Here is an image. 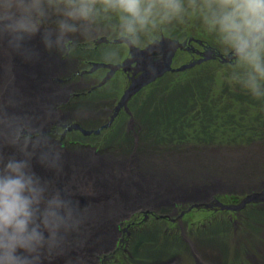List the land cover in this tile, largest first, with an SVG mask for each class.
Instances as JSON below:
<instances>
[{"label":"clouds","instance_id":"9594fccd","mask_svg":"<svg viewBox=\"0 0 264 264\" xmlns=\"http://www.w3.org/2000/svg\"><path fill=\"white\" fill-rule=\"evenodd\" d=\"M113 17L124 48L140 47L142 37L154 43L157 31L197 17L231 51L230 80L264 99V0H0V41L7 38L9 48L23 51L24 41L44 26V46L64 56L75 47L72 37L92 41L96 26ZM118 55L114 48L104 53L107 62ZM0 145L22 156L0 155V264H41L44 252L62 254L66 234L79 231L84 214L32 171L37 155L42 165L62 170L61 151L41 127L0 112Z\"/></svg>","mask_w":264,"mask_h":264},{"label":"rangeland","instance_id":"374dc122","mask_svg":"<svg viewBox=\"0 0 264 264\" xmlns=\"http://www.w3.org/2000/svg\"><path fill=\"white\" fill-rule=\"evenodd\" d=\"M116 23L117 20L115 17H113L111 21H102L96 26V33L100 36L103 35L106 38L108 37V40L112 41L113 39L118 38V33L113 29V26ZM46 26L51 28V21H49L48 25ZM43 31L44 26H42L41 34ZM162 34L170 37L172 36L181 41L188 36L195 35L200 39L205 40L213 47H216V49L222 52L224 55L231 53L230 50L226 49L218 42V39L214 34H210L204 29L202 22L197 17L186 18L184 23L173 22V24L166 26L164 30L157 31L154 34V39H160ZM72 38L75 40V48L71 53H69L70 55L68 57L74 59V50L78 48L79 54L76 55V57L84 59V39L78 34ZM99 40H101V38ZM87 42L91 44L90 46H94V42ZM150 42L152 41L149 38L142 37L141 46H146L150 44ZM95 44L98 48L97 50H94V54H91L92 52H88V57H93L92 61L97 62V59L99 60L104 58L100 52L101 49L104 53L109 48L116 49L119 55L115 61H119L121 58H123V56H126V50L124 47L120 46L121 44H118L117 46L110 43V41L98 42V40L95 42ZM195 44L199 49H201L197 43ZM97 52L99 54L96 55ZM187 56L188 54L186 52L182 54L178 52L173 64L179 67V65L186 61L185 58ZM104 60L105 59H103V61ZM87 61H85V63H87ZM82 62L84 61H81L80 67L84 68L83 66L86 65H83ZM233 62L226 61L224 63L217 60H215V62L213 60H209L201 66L196 65L194 69L188 70V72H186L188 75H181L180 72H173V74L172 72H167L164 74V76H162L161 80L158 79L157 81L153 82L154 84L159 82L161 86L165 85L166 87L159 88V92H156L155 88L152 89L156 92L154 94V96H156L154 99L155 103H153L152 107H154V105L155 107L160 106L159 103L163 97H167L168 100V97L171 96L170 94L173 91L182 93L183 86L190 85L189 82L185 80V78H190L194 73L198 75L197 79H195L196 84L194 83L191 88L195 90L197 95L196 104L203 105L204 112L202 114H197L196 112L198 110L196 106L195 108L191 109L187 108L189 111L185 115L187 117L180 116L178 114L170 116L165 114L162 116L161 121L156 120V122L157 124L183 123V125L186 126L184 130L187 131V139L189 138L190 142H199L201 145H207V150L205 152L206 156L213 162H216V168L211 169V174L208 177L218 179V181L224 184V189L228 188L232 190L231 192H236L242 199L243 197L247 198L248 196L253 195V192L259 191L260 188H257V186H261L264 183V99L257 100L253 98L241 85L230 80V74L235 63ZM76 65L77 62L75 63L73 60L67 61L66 64H64L65 69L62 67L64 69V74L66 75L74 73ZM85 71L86 70H82L81 73L85 74ZM95 72L97 74H101L102 76L105 73V70L98 68V70ZM74 74L76 75L77 73ZM99 74L97 77H99ZM176 74L178 76H176ZM77 77L78 76H76L75 79ZM112 80L99 90L97 87L100 85L93 88L89 87V89L93 92L84 96L82 95V97L78 98L90 99L98 104L101 103L100 106L94 105L90 106L89 108L86 107L85 110L98 107L99 109L95 112L102 118V110L109 108L114 98L110 100V103L105 104V102L100 99L99 94L108 93V88L110 87L114 90L112 92L113 95H115V93L117 94L115 96L120 95L117 93V91H115L116 88L113 87V83L116 80ZM154 84L151 86L153 87ZM102 90L107 91L102 92ZM160 90L162 91L161 93ZM190 94L191 89L187 96ZM74 97H77V95H74ZM72 98L73 96L67 100L64 99L61 106L68 105L70 102L71 105H75V101L78 99ZM163 102V105H166L165 100ZM188 103L190 105L194 104V100H188ZM167 105L171 106L170 101L167 103ZM206 105L210 106L212 108L211 110L213 111V115L218 117L217 122H209L207 124H201L199 122V119H207V115L205 114ZM198 107L200 108V106ZM77 113L78 112L76 111L69 113L67 112L66 117L59 118L54 124L50 126L51 128H54V126L58 127V123L60 121H69L68 124L60 127V132L64 133L63 135L66 137V143H70L68 148H73L81 155H84L85 152H96L100 159L103 158L106 162H109V164L113 167V172L117 175L128 172L131 173L129 177L132 178L135 176L134 172H136V168L142 175H151L153 177H157L154 176V174L161 171H168V174H170V172L171 174L176 173L175 170L167 163L163 164V166H159L156 162L152 161L154 160L153 158L152 160L143 159V156L138 154V152H136V156L133 145H130L125 150L129 152L130 156H116L115 152L120 154L123 153L118 149L120 146L117 145L120 135L115 137L116 144L112 148L107 149V147L112 144V142L109 144L110 137H107V135H109L112 130L103 129L101 130L102 132L100 135L91 133L92 135L87 136L85 131L95 132V130L99 129L96 127L97 123L93 122V119H89L83 123L84 126H86L84 127L80 124V122H77V119L79 121L80 118L82 119V117H87L88 114L86 112L82 115L81 112L79 114ZM100 117L97 116L95 119ZM193 122H195V124H193ZM90 127L94 129H90ZM176 127H178L179 130L165 131L163 134H166L165 138L174 139V141H179L176 143H181V136H183L182 130L178 125H176ZM48 129L49 128L42 131L47 132ZM123 131L127 130L124 129ZM157 134L160 137V134ZM197 136L201 138H198ZM215 136L217 138H215ZM204 142H206V144H204ZM176 143L170 141L169 145H175ZM0 146V155H2L5 160H7L9 157H13L16 153H19L18 149L11 145ZM94 146L96 149L93 148ZM218 146H221L222 150ZM226 155L229 156L227 157ZM19 156L21 157L20 153ZM222 156L227 158L223 160ZM149 157L151 158L152 155H149ZM124 158H136L137 162L135 161L136 163L134 164H125L123 163ZM119 165H122L123 169H119ZM197 179H207V177L199 176ZM151 181L153 180L150 177L149 182ZM210 181L211 180H209L208 185H210ZM65 198L76 203L78 207H83L90 203H97L100 201L99 195L96 193L91 194L86 191H82V193H77L75 195L71 194ZM246 198H244L241 204ZM249 203L251 202L246 203L247 206L245 205L238 210L237 213L241 211V215L236 214L235 218L231 219L229 212H225L222 218L219 213L216 215V217H211L209 220H205L207 225L206 231L208 230L207 232L209 235H201L197 238H199L201 241L202 237L203 239L201 243L205 245L208 243L211 245L214 244L218 247V250L216 251L219 253V262L217 264H264V212L258 211L256 209L252 210L251 207L248 206ZM126 212L129 213L131 211L126 210L125 213ZM136 219L138 218H134L133 221H136ZM128 220H130V218L126 219L125 222H128ZM137 221L141 220L138 219ZM150 221L153 220L151 219ZM235 221L238 222L237 226L235 225ZM131 226L132 225L130 224H126L127 229L130 230V232L127 233V241L125 244V247H128L130 250L126 251L127 256L130 253L133 254L135 252V249L138 247V243L140 242L139 239H143L145 237L144 232H141L140 230H132L133 233H131ZM192 228L197 234L203 233L202 224L194 225ZM197 229H200V231ZM98 232H100V237L96 236ZM45 234L47 236V233ZM103 235L104 234L100 231V228L95 226V228L85 236V238H87V244L85 246L98 242L100 239L104 238ZM175 235V232H172L171 228L168 230L167 224L162 225L159 230H157L156 227H152L150 235L146 236V241L150 242L151 249L146 248L145 246L138 253L140 255H144L145 253L148 254V249H150L152 256L151 261L154 263L158 258V254L156 252L159 251V249H164L167 253L169 252L167 255H172L171 257H175V254L183 253L186 256L184 264H193L192 255H190L187 247H179V244H177V242L181 240V237L174 238ZM66 236L75 239L74 247L67 246L65 249H67L68 252H65L59 259H57V256H55L53 261L47 260L42 254L41 264H78V260H82V254H79V252L81 251L80 247L84 246L79 245L78 243V240L81 239V235H78L77 232H71L66 234ZM210 237H212L211 240ZM146 241H144V245H146ZM258 247L260 251L258 250ZM21 252L23 251L18 250V253ZM123 253V247H116V249L112 250V252L106 257V261L100 260L98 264L127 263L128 257L126 258ZM255 255L256 258L254 260ZM174 264H176V262H174Z\"/></svg>","mask_w":264,"mask_h":264},{"label":"flooded vegetation","instance_id":"af4514ba","mask_svg":"<svg viewBox=\"0 0 264 264\" xmlns=\"http://www.w3.org/2000/svg\"><path fill=\"white\" fill-rule=\"evenodd\" d=\"M96 33L95 39L92 41L86 40L85 45L83 49V58H69L68 56L70 54L62 56L61 53L56 52L55 57L58 58V60L61 63V72L60 74H57L55 77H52L50 80L53 83V88L56 91H62L64 93V90H68V94H65L64 98H61L59 102L54 106L55 111L62 110V109H67V111L72 112L76 111L78 113L81 112V115L84 114L85 110L82 108H78L75 110L77 107L78 103L81 101V99H78L79 97H82V95H86L88 93H92L93 91L89 89V87H97L99 90L100 88L106 86L109 81H114L116 80L113 84V87L116 88L115 91L119 93V96L115 93V95L112 94L114 91L113 88H108V93L106 94H99L100 99H102L105 104L110 103V100L112 98L113 102L111 103L109 108H105L102 110V118L100 117L99 114H96L95 111H97L99 108L98 107H93L90 110H93L95 113V118L99 116L100 118L93 119V122H96L99 129L95 130V132H92V134L100 135L101 130L103 129H111V133L107 135L109 136V144L112 142L110 146L107 147V149L112 148L115 144V137L119 136L120 138L118 139L119 141L117 142H122V145H119L120 147L118 148L120 151L123 153H116L117 155H122V157L130 156L129 152L125 151L130 145L134 146V151L135 155L137 156L136 152L143 156V159L147 160H154V162L157 163L159 166H163V164H169L170 167H172L176 173L170 172L168 174V171H161L157 172L154 174L153 177L151 175H141L143 179V186L146 188L150 187V177L153 179V181L156 184L155 188V198H154V204H145L147 200H151V197H146V199L141 202L137 203L136 207L133 209V212H131V217L128 222L126 221H120L119 226V239L116 241V246L115 247H123L124 248V253L123 255L127 258V263H122V264H184L186 260V256L183 253L180 254H175V257H171L172 255H167V253L164 249L157 251L156 253L158 254L157 260L153 263L152 256H151V246L150 242L146 241V236L150 235V231L152 227H156L157 230L161 228L162 225H166L168 227V230L171 228L172 232H175V237L174 238H180L181 240L177 242L179 244V247L186 246L188 251L190 252V255H192V262L193 264H217L219 262V253L218 247L216 245H211V244H203L198 236L201 235H209V233L206 231V221L209 220L211 217H216L217 214L220 213L221 218L223 217V214L225 212H229L230 218H235L236 214L241 215V211L239 213L238 210H227V209H222V206H220L219 203L222 202V204H226L229 206H239L241 202L244 200L243 197L242 199L239 197V195L236 192H231L232 190L228 188H223L224 184L218 179H214L213 177H208L211 174V169H215L216 162H213L206 156V150H207V145H201L199 142H190V139H187V131L184 130L186 126L183 125V123H175V124H157L156 120H160L162 116L165 114L170 116L174 114H178L180 116H185L186 113L189 111L187 108H195L197 106V114H202L204 112L203 105L201 104H196L197 103V95L194 89L191 87L196 84L195 79H197V74H192L190 78H185L186 81L189 82L190 85L188 86H183L182 93L181 92H171V96L168 97H163L159 105L152 107L153 103H155L154 99L156 96L154 94L159 90V88L166 87L165 85L161 86V84L158 82L154 84L152 82L153 87L151 86L152 84L145 85L143 88H141L140 91L135 93L130 100L127 101V103H124L121 105L119 110H117V106L121 103L122 96L125 93V91L129 88L132 77H138L139 73H136L135 67H136V62H133L131 65L133 66L132 69L128 70L125 69L124 67H120L119 70H117L107 81L105 84H102L103 81L106 79V76L110 70V68H104L101 67L99 69L105 70V73L101 76V74H98L94 72H89L93 67L94 63L98 62H104V63H114L116 65L122 64L126 59L131 57L130 54V47L125 48L126 50V56H123L119 61H114V62H106L104 57V52L102 49L100 50L102 56L104 57L103 59H97V62L92 61L93 57H88V52H92L91 54H94V50H97V46L95 42L99 40L100 38L104 37L101 35L98 37ZM89 42H94V46H90L91 44ZM110 43L113 44L112 41ZM196 42H194L195 44ZM121 44V43H120ZM198 44V43H197ZM118 46V44H115ZM199 45V44H198ZM201 49H199L196 44L195 48L192 50H178L180 54L182 53H187L188 56L185 58L186 61L183 62V64L188 63L193 61L194 59L200 58L201 51L204 50V45L201 46ZM144 47V46H141ZM75 48V47H74ZM79 52V51H78ZM99 54L98 52L96 55ZM177 56V55H176ZM73 60L75 63L77 62V65L75 67L74 73H77L76 75L74 73L72 74H64V64H66L67 61ZM84 68L80 67L81 61ZM88 60V61H87ZM175 60V58H174ZM173 60V62H174ZM217 61H220L219 59H215ZM215 60H213L215 62ZM87 61V63H85ZM208 61H204L206 63ZM198 64V65H203ZM234 63V62H233ZM183 64L179 65L182 66ZM174 67H177L175 64H173ZM64 69H63V68ZM196 67V66H194ZM194 69V68H191ZM188 69V70H191ZM85 71V74H82L81 71ZM183 71L182 73L180 72L181 75H188L186 72ZM178 73V72H177ZM173 74V73H172ZM78 76L76 79L75 77ZM117 76V77H116ZM176 76H178L176 74ZM80 77V78H79ZM161 80V78H160ZM101 82V83H100ZM100 83V84H99ZM153 88L156 89V92L152 90ZM191 89V94L187 96L190 92ZM107 90L102 92H106ZM159 92V91H158ZM162 91L160 90V93ZM187 92V93H184ZM158 93V94H160ZM157 94V95H158ZM74 95H77V97H74ZM72 99H78L75 101V105H64L61 106L63 103L64 99H68L72 97ZM87 106L83 107H90V106H100L101 103H95L94 101L90 99H82ZM166 105L164 104V101ZM188 100H194V104H189ZM170 101L171 106L167 105V103ZM67 102V101H66ZM187 102V103H186ZM200 106V108L198 107ZM212 108L208 105H206L205 108V114L207 115V119H199V122L201 124H207L209 122H217L218 117L213 115V111L211 110ZM77 113V114H78ZM196 115V114H195ZM114 116V118L111 120V118ZM164 121V120H163ZM59 122V121H58ZM77 122H80L82 125L85 121H83L81 118L77 119ZM69 121H60L57 126H54V128H51L50 126L54 124V122H51L48 126L47 132H43L44 134L49 135L53 141L60 146L63 149H67L69 152V146L70 143L67 144L65 140V135L64 133L60 132V127H63V125L68 124ZM195 124V122H193ZM84 125V124H83ZM82 125V126H83ZM178 125L181 127L182 130V135L181 138L182 140L180 141L181 143H176L179 141H174V139H167L166 134H163L165 131H175L179 130ZM86 127V126H84ZM95 127V128H96ZM175 127V128H172ZM64 129V128H63ZM89 129V128H88ZM90 129H94L90 127ZM127 131H123V130ZM97 131H99L97 133ZM127 133L129 134V138H126ZM160 134L159 135L157 134ZM90 134V135H92ZM87 135V136H90ZM198 137V136H197ZM201 138V137H198ZM215 138H217L215 136ZM172 141L176 143L175 145H169V142ZM68 142V141H67ZM206 144V142H204ZM200 145V146H199ZM220 149L222 150L221 146ZM94 149L95 146L93 147ZM73 149V148H72ZM202 149V150H201ZM138 150V151H137ZM125 152V153H124ZM95 156L98 157V154L96 152H91ZM88 154V153H87ZM149 155H152L150 158ZM208 155V153H207ZM114 156V155H113ZM133 156V155H132ZM154 156V157H153ZM223 157V156H222ZM136 158L131 159V158H124L123 163L125 164H134L136 163ZM199 176H205L207 179H197ZM196 178V179H195ZM209 180H211L210 185H208ZM257 188H260L259 191L253 192V193H262L264 191V183L261 186H257ZM244 189V188H242ZM242 192V191H239ZM247 206V205H246ZM251 209L253 210H258L264 212V200L263 201H253L249 203ZM258 207V208H257ZM132 210V208H130ZM236 211V212H235ZM134 218H138L141 221H133ZM153 221H150V220ZM130 224L131 226V231L132 230H140L141 232H144L145 237L143 239H139L138 247H136L135 252L132 254L130 253L128 256L126 255V251L129 250L128 247H125L126 241H127V233L130 232V230L127 229L126 224ZM172 224V225H171ZM197 224H202L203 226V233L197 234L195 233V230L192 228V226L197 225ZM124 225V226H123ZM235 225H238V222L235 221ZM200 231V229H197ZM133 233V231L131 232ZM130 233V234H131ZM206 233V234H205ZM147 234V235H146ZM212 237H210V240ZM144 241H146V245H144ZM183 243H182V242ZM150 248L148 249V254L140 255L138 252L144 248ZM260 247V246H259ZM258 247V250H259ZM116 249V248H115ZM130 251V250H129ZM260 251V250H259ZM106 252L105 254H101L100 260H105L106 257L111 253ZM166 255V256H165ZM144 258V259H143ZM170 258V259H166ZM256 258V255L254 256V260Z\"/></svg>","mask_w":264,"mask_h":264},{"label":"bare ground","instance_id":"6f19581e","mask_svg":"<svg viewBox=\"0 0 264 264\" xmlns=\"http://www.w3.org/2000/svg\"><path fill=\"white\" fill-rule=\"evenodd\" d=\"M29 40L32 44L31 47L28 46L27 41H24L23 51L19 52L9 48L7 38L0 41V112L6 113L9 117L28 118L35 127L43 128L47 125L50 116L64 118L69 111L62 109L57 112L50 111L46 115L36 116L31 112L36 104L35 97L39 96L40 92L38 91V81L32 78L30 70H28L29 56L31 53L32 58L34 57L38 63H42L49 53L43 44L41 30ZM78 54V48H76L73 57L76 58ZM64 94H68V90H64ZM80 99L81 101L75 110L78 108L85 110L83 107L87 106L82 98ZM84 112L88 114L87 117H82L84 121L95 119L93 110H85ZM126 138H129V134L126 135ZM121 143L117 142V145H122ZM59 149L61 151V171L57 172L55 169L42 165L39 162L38 155L33 157L31 161L32 171L42 181L49 182L51 190H59L64 197L82 193V191L91 194L96 193L100 196L99 202L90 203L83 207H78L72 201L80 212L84 214V221L77 234L81 235V239L78 240L79 245L84 246L80 247L81 251L79 254L83 253L86 249L87 252L85 260L79 264H93L89 263L93 250L90 247L110 244V239L116 242L120 237L119 232L114 229V224L125 213V210L133 205L124 190L133 187L137 194H141L137 203L143 202L146 197H151V200L145 202V204L149 205L155 203L156 184L154 181H151L150 190L148 188L144 189V182L140 173L134 172L135 176L132 178L129 177L131 173L128 172L117 175L113 172V167L109 162H106L103 158L96 157L93 153L85 152V155L76 156L73 152L77 153V151L74 149L69 148V152L60 146ZM3 151L6 152L5 150ZM226 156L228 157L229 155ZM14 157L17 159L22 158V156H19V153H16ZM227 157H222V159L225 160ZM118 168L123 169V166L119 165ZM95 226L100 228V231L104 234V238L94 244L85 246L87 244L85 236ZM96 236L100 237V232ZM74 245L75 239L65 236L62 254L57 255V253H53L49 256L44 252L43 256L50 261H53L55 256L59 259L65 252H68L65 249L67 246L74 247ZM18 254L23 255L24 253ZM94 264H97V261Z\"/></svg>","mask_w":264,"mask_h":264},{"label":"water","instance_id":"95a60500","mask_svg":"<svg viewBox=\"0 0 264 264\" xmlns=\"http://www.w3.org/2000/svg\"><path fill=\"white\" fill-rule=\"evenodd\" d=\"M108 37H102L101 40H98V42H107ZM194 42L198 43L199 45H204V50L201 51V57L198 59H194L191 62L185 63L180 67H174L173 66V60L177 55L178 50H192L195 48ZM114 44L121 43L119 37L113 40ZM31 42H28V46L31 47ZM130 54L131 57L126 59L122 64L116 65L114 63H104V62H98L93 64V68L90 70V72H94L98 70V68L104 67V68H110L106 79L103 81L102 84H105L111 76L119 70L120 67H124L125 69H132L133 66L131 65L133 62H136V73L138 74V77H132L131 84L129 88L125 91L123 96L121 97V103L117 106V110L123 105L124 103H127L128 100L131 99V97L141 90L145 85L152 84V82L156 81L159 78H162L164 74L167 72H183L185 70L194 68V66L198 64L204 63V61L209 60H215L219 59L220 62H226V61H232V53L230 54H223L222 52L218 51L216 47H213L205 40H202L195 35L189 36L187 38H184L181 40L166 36L165 34H162L160 39H155V42H150V44L144 46V47H130ZM29 66L28 70H30V73L32 75V78L36 79L38 82V91L40 92L39 96L35 97V107L32 108L33 115H46L50 111H55L54 106L58 102V99L60 97L59 93L55 92L51 77L56 75L60 71V65L58 61H56L52 56L48 55L46 59L42 63H38L37 59L34 57L32 58L31 53L29 56ZM53 116H50V118ZM49 118V119H50ZM114 118V116L111 118V120ZM79 128V127H77ZM99 131H97L98 133ZM86 135H90L92 132H86ZM71 153V152H70ZM69 153V154H70ZM76 156H80L78 152H73ZM72 154V153H71ZM85 155V154H84ZM97 157V156H96ZM122 166V165H120ZM136 172H139L136 168ZM140 173V172H139ZM144 184V183H143ZM147 188V187H146ZM144 188V189H146ZM150 190V187H148ZM130 190V191H129ZM129 190H124V192L127 194L130 201H132V206L128 207L126 210L132 211L136 207V203L139 201L141 194H137L136 190L133 189V187L129 188ZM264 200V191L262 193H253V195L248 196L245 201L239 205V206H229L226 204H220L222 206V209H233V210H239L242 207L246 205L248 202L253 201H263ZM132 208V210H130ZM125 210V211H126ZM131 212L124 213L121 217L118 218V220L115 222L114 226L118 232H119V224L120 221H124L131 217ZM103 239V238H102ZM100 239V241L102 240ZM116 242L112 241L110 239V244L106 245H95L90 248H93L91 253V259L89 263H95L97 261H100L98 258L101 254H105L106 252H110L114 250L116 247ZM87 249L81 253L82 254V260H79L78 264L83 262L86 257ZM84 255V256H83Z\"/></svg>","mask_w":264,"mask_h":264}]
</instances>
